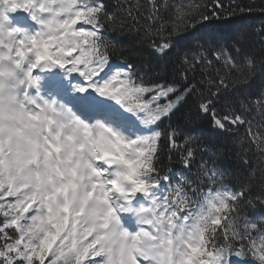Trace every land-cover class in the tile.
I'll list each match as a JSON object with an SVG mask.
<instances>
[{
    "label": "snow or ice",
    "instance_id": "snow-or-ice-1",
    "mask_svg": "<svg viewBox=\"0 0 264 264\" xmlns=\"http://www.w3.org/2000/svg\"><path fill=\"white\" fill-rule=\"evenodd\" d=\"M254 12L0 0V264H264V22L217 31Z\"/></svg>",
    "mask_w": 264,
    "mask_h": 264
},
{
    "label": "trees",
    "instance_id": "trees-1",
    "mask_svg": "<svg viewBox=\"0 0 264 264\" xmlns=\"http://www.w3.org/2000/svg\"><path fill=\"white\" fill-rule=\"evenodd\" d=\"M230 2L239 3L241 5L249 4L252 0H225V4L227 5ZM255 5L259 7L261 5V0H255ZM264 22V14H260L259 12H254L251 15L244 14L240 15L239 13L226 21H218L217 22V31L224 35L225 37H232L236 35H242L251 31V28L254 26H258ZM133 60L136 61L137 64L143 63L146 67V71H149V74L160 76H168L169 74L165 71H162L157 64H163V61L157 62L156 60L149 61L146 53H142L136 57H133ZM203 128L207 132L208 125L207 122L203 123ZM243 133V129L240 130Z\"/></svg>",
    "mask_w": 264,
    "mask_h": 264
}]
</instances>
